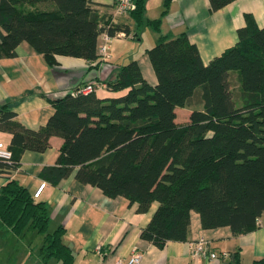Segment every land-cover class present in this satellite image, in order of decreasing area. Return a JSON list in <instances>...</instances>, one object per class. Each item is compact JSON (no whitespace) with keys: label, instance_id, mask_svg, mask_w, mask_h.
Listing matches in <instances>:
<instances>
[{"label":"trees","instance_id":"trees-1","mask_svg":"<svg viewBox=\"0 0 264 264\" xmlns=\"http://www.w3.org/2000/svg\"><path fill=\"white\" fill-rule=\"evenodd\" d=\"M51 1L53 8L38 7ZM232 0H209L215 10ZM161 15L147 18L145 0L129 11L136 25L158 28ZM93 0H0V56H12L21 41L47 59L55 54L98 58L100 34L130 33L125 22L112 20ZM237 28V41L208 63L185 31L161 34L146 49L157 76L142 75L136 59L107 79L110 89L98 96L77 90L52 98L53 111L37 129L23 125L7 103L0 104V129L10 133V163L16 167L26 149L42 151L51 135L63 142L55 164L42 175L57 182L76 167L75 176L108 196L123 195L146 212L158 205L140 236L159 247L169 239L186 240L190 214L199 213L203 228L229 226L240 234L264 224V26L251 13ZM100 59V58H99ZM237 75L231 91L229 75ZM237 90V91H235ZM188 120L178 123L177 106H191ZM45 200L17 179L0 186V226L21 236H41L40 264L55 256L73 264L74 252L62 240L63 228H49ZM225 264H243L235 250ZM248 264H264V255Z\"/></svg>","mask_w":264,"mask_h":264},{"label":"crops","instance_id":"crops-1","mask_svg":"<svg viewBox=\"0 0 264 264\" xmlns=\"http://www.w3.org/2000/svg\"><path fill=\"white\" fill-rule=\"evenodd\" d=\"M93 1L99 4L102 14L131 28L130 33L121 36V44L114 46L110 41L108 60L55 54V59L50 61L25 40L17 44L14 55L0 56V104L7 103L26 127L37 129L44 124L53 111L52 98L75 91L90 80L102 83L95 89L98 96L123 93L125 89L108 88L106 81L131 59L137 60L143 77L155 84L157 76L146 49L161 34L185 31L197 46L202 61L208 63L237 41V28L246 23L245 13H251L257 25L264 26V0H232L215 10L210 9L209 0H170L158 28L145 22L136 25L129 12H117L111 0ZM163 3L164 0H145V17H159ZM37 5L48 9L54 3L45 1ZM142 24L150 26L153 33L147 27L141 34L135 30ZM4 31L0 27V34ZM147 34L150 38L145 42ZM0 139L8 145L10 133L0 129ZM49 142L42 151H23L16 167H4L0 171V186L15 178L33 192L41 181L46 182L34 199L46 201L49 228H63L62 240L74 252L73 264H126L134 250L141 252V260L135 264H225L237 249L243 264L264 255V224L240 234H233L229 226L203 228L195 210L190 214L186 240L169 239L163 247L155 245L142 238L140 231L149 222L158 201H153L146 212H139L137 202H130L123 195L108 196L98 186L79 180L75 176L76 167L57 182H51L43 177L42 171L56 163L63 138L51 135ZM11 236L24 237L28 243V237L8 226H0V240ZM201 236L208 240L207 251L195 254L192 241ZM210 252H215L217 257H210Z\"/></svg>","mask_w":264,"mask_h":264},{"label":"rangeland","instance_id":"rangeland-1","mask_svg":"<svg viewBox=\"0 0 264 264\" xmlns=\"http://www.w3.org/2000/svg\"><path fill=\"white\" fill-rule=\"evenodd\" d=\"M145 27H147V25L142 24L140 27H138V29L135 30H137L141 34L142 31H144ZM147 28L153 33V30L150 26H148ZM121 38V36H113L110 41L111 43L114 42L113 45L116 46L123 42L120 41ZM149 38L150 34L145 35V42ZM114 60L122 62V59H120V61L119 59ZM113 61L111 60V62ZM229 82L233 94V89H237L238 84L237 75L235 72H232L229 75ZM198 105L199 103L191 106H180V108L177 109L176 121L178 123L186 122L188 120L190 109ZM20 238L21 239H16L15 237L11 236L10 238H6V240H0V264H34V262L35 264H40L38 251L42 242L41 236L28 237V243L26 242V238ZM31 243V247L25 249L24 244H27L29 246V244ZM58 262L59 261L55 256H51L47 259V264H60V262Z\"/></svg>","mask_w":264,"mask_h":264},{"label":"built area","instance_id":"built-area-1","mask_svg":"<svg viewBox=\"0 0 264 264\" xmlns=\"http://www.w3.org/2000/svg\"><path fill=\"white\" fill-rule=\"evenodd\" d=\"M115 6L117 12H129L130 10L134 9L136 6L135 0H111ZM124 35L123 31H118L115 36H122ZM112 36H110L106 31L100 34L99 43H98V57L101 60H108L111 57L110 53V40ZM102 83L99 81L90 80L85 84H82L78 87V91L87 93L90 91L95 90L97 87H100ZM12 157L11 150L7 147V145L0 139V158L4 161L10 163ZM46 182L41 181L37 188L33 191V196H39L40 192L42 191L43 187L45 186ZM207 243L204 237H200L194 241H192V249L195 254H205L207 251ZM209 256L214 258L217 257L215 252H210ZM141 260V252L134 250L127 258L126 264H135Z\"/></svg>","mask_w":264,"mask_h":264}]
</instances>
